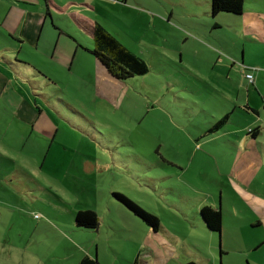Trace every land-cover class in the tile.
Segmentation results:
<instances>
[{"label": "rangeland", "instance_id": "obj_1", "mask_svg": "<svg viewBox=\"0 0 264 264\" xmlns=\"http://www.w3.org/2000/svg\"><path fill=\"white\" fill-rule=\"evenodd\" d=\"M184 2L90 3L96 20L149 67L145 76L113 80L118 88L112 101L98 98L99 70L84 51L68 65L49 60L60 52L53 51L57 36L49 28L38 50L9 55L13 63L34 64L59 81L38 91L57 134L52 139L8 123L10 111H0V264H79L86 255L98 264H131V251L147 239V228L114 192L156 216L174 241L218 260L220 244L249 249L263 238L249 220L256 200H264V82L252 85L238 58L245 46L243 67L259 64L264 77V54L257 41L244 39L240 16L195 20L186 16L195 14L193 5L182 8ZM260 6L264 10V2ZM70 13L55 16V22H72ZM165 15L172 16L170 22ZM206 22L209 27L202 26ZM247 104L260 108V121L242 108ZM225 108L233 111L230 124L201 138ZM256 127L261 135L248 136L245 145ZM202 206L221 209L223 242L194 228ZM83 210L98 214L100 231L76 226ZM234 215L241 222L234 223ZM228 254L230 261L249 256L246 264L261 260L263 252Z\"/></svg>", "mask_w": 264, "mask_h": 264}, {"label": "crops", "instance_id": "obj_2", "mask_svg": "<svg viewBox=\"0 0 264 264\" xmlns=\"http://www.w3.org/2000/svg\"><path fill=\"white\" fill-rule=\"evenodd\" d=\"M70 1L71 0H9V3H4L0 0V111L3 110L7 113V110L10 111L11 120L8 123L30 126L32 131L36 130L48 137H52V139H54L57 134V127L50 114L46 112L43 104L39 102L38 96L40 94L38 91L41 89V86L54 89V87L59 84V81L57 78H53V74L50 75L38 71L39 69L34 64L21 63L19 61L13 63L9 55L18 58L17 54H25L29 50L28 47H35L36 50H38L43 31L45 28H49L52 33L57 36L53 51L57 49L60 51L57 56H55V52L54 54H50L49 60L68 65L70 63L69 61L73 59L71 56L73 55L75 57L78 50H82L91 56L97 64V69L99 70V82L97 83L98 98L106 102L112 101V99H115L113 91L118 88V86L113 83V80H117L108 75L103 65L91 54L94 47V30L96 25H100L110 34L104 25L96 20L94 16V13L97 12L96 8L90 6L93 0H73L72 3H70ZM83 1H86L88 4H83ZM114 1L123 7L128 3V0H126L125 3H123L122 0ZM258 2H264V0H245L244 14L240 16V27H242L241 31L245 37L244 39L250 42H253V40L257 41L260 51L264 54V10H262L263 8L260 9L261 6L257 7ZM187 3L193 5L192 12L195 13L186 15L187 17L195 20L203 18L206 21L211 18L209 14L210 0H190V2L185 0L181 7H185ZM81 7L87 9L81 10ZM68 9H71L72 12L70 13L72 22H70V19H67L61 21L63 22L61 23L63 26L57 24L55 22V16L59 17L63 13L66 14ZM164 17L166 22H170L172 16L170 15L168 18L165 15ZM162 22L165 21L162 20ZM213 23L215 22H210V26H213ZM202 26L209 27V22H206V24ZM61 39L65 41L60 42ZM122 45L132 53L138 55L129 47L124 44ZM244 56L245 46H243L242 56L238 58L241 63H244ZM262 59L264 60V55ZM261 68L262 66L259 64L248 67L247 71L249 73L246 74L253 75V83L251 84L254 86L256 80L258 83L259 80L264 82V77L260 75ZM260 95L264 109V95ZM233 107L237 109V105H233ZM242 108L253 114V122L260 121L262 112L260 108L253 107L249 104L242 106ZM232 112V108L222 112L221 118L230 114V121L228 124L231 122ZM227 125L218 133H221ZM253 130H256V136L252 137L248 135L247 132V139L244 141L245 145H247L248 136L256 138L261 135L262 129L259 127ZM1 150H3V148L0 145V152ZM255 206V212H253L254 218L249 220V222H253L251 230L259 229V231H263L264 233V200H256ZM195 219L196 225L194 228L197 231L204 235H215L202 225L199 214H197ZM235 222H241V219H239L237 215H234V223ZM224 229L225 223L223 219L222 232ZM146 230L147 239H144L143 243H136L135 249L131 251L133 264H243L244 260H250V257L247 256L242 259L230 261L229 251L237 254L263 252L261 260L254 259V262L250 261L246 264H264V236L256 240L252 246H249V249L244 248L245 246L242 245L231 249H224L221 248L220 244V260H218L215 259L212 254H204L201 248L192 245H184L180 241H174L169 232L164 229L161 224L157 232L152 231L150 228ZM96 231H100V226ZM240 236L238 232L235 235V237L240 238L241 242L239 243H243L244 238ZM222 238L221 241L223 242L224 237ZM167 240L172 241V243H168ZM168 244L175 246L174 250L169 248L171 246L167 247ZM209 246L210 248H214L211 244ZM220 250H222L223 255L220 254ZM86 256L91 257V255ZM224 260H226V262Z\"/></svg>", "mask_w": 264, "mask_h": 264}, {"label": "trees", "instance_id": "obj_3", "mask_svg": "<svg viewBox=\"0 0 264 264\" xmlns=\"http://www.w3.org/2000/svg\"><path fill=\"white\" fill-rule=\"evenodd\" d=\"M122 2L125 3L126 0H122ZM244 10L245 0H210L209 14L211 18H216L223 13L239 17L244 14ZM213 25V27H219L216 23H213ZM91 54L103 65L108 75L117 81H126L136 76H145L149 73V67L141 57L129 51L100 25H96L94 30V48ZM241 66L245 72H248V68L243 67V63H241ZM250 83H253V80ZM229 121L230 114L217 119L209 129L204 131L202 138H207L218 133ZM248 135L255 137L256 130L250 129ZM112 197L136 218L140 219L146 228H150L154 232L159 230L160 222L156 216L149 214L123 194L114 192L112 193ZM199 216L202 225L208 231L218 235L221 240L223 230V215L221 210L210 206H202L199 210ZM99 222L98 214L93 210L79 211L75 217L76 226L87 230H97ZM220 254L223 255L222 250H220ZM80 264H98V262L96 258L86 256Z\"/></svg>", "mask_w": 264, "mask_h": 264}, {"label": "built area", "instance_id": "obj_4", "mask_svg": "<svg viewBox=\"0 0 264 264\" xmlns=\"http://www.w3.org/2000/svg\"><path fill=\"white\" fill-rule=\"evenodd\" d=\"M246 77H247V79H251V81L253 80L252 75H247Z\"/></svg>", "mask_w": 264, "mask_h": 264}]
</instances>
